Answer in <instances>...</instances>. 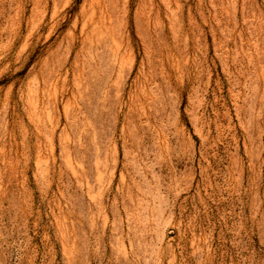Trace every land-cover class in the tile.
<instances>
[{
  "label": "rangeland",
  "instance_id": "obj_1",
  "mask_svg": "<svg viewBox=\"0 0 264 264\" xmlns=\"http://www.w3.org/2000/svg\"><path fill=\"white\" fill-rule=\"evenodd\" d=\"M0 264H264V0H0Z\"/></svg>",
  "mask_w": 264,
  "mask_h": 264
}]
</instances>
